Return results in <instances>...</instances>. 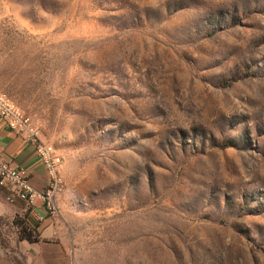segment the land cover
I'll return each instance as SVG.
<instances>
[{"label":"rangeland","instance_id":"374dc122","mask_svg":"<svg viewBox=\"0 0 264 264\" xmlns=\"http://www.w3.org/2000/svg\"><path fill=\"white\" fill-rule=\"evenodd\" d=\"M0 88L59 159L47 264H264V0H0Z\"/></svg>","mask_w":264,"mask_h":264},{"label":"built area","instance_id":"2783aa9c","mask_svg":"<svg viewBox=\"0 0 264 264\" xmlns=\"http://www.w3.org/2000/svg\"><path fill=\"white\" fill-rule=\"evenodd\" d=\"M0 121L9 131L19 135L26 144L33 147L48 176L46 188L37 190L31 185L26 169L12 166L3 159L0 152V192L6 193L5 202L19 200L30 207L40 204L48 218L57 217V198L62 185L59 159L53 148L40 140L37 129L1 88Z\"/></svg>","mask_w":264,"mask_h":264},{"label":"crops","instance_id":"0c3cea01","mask_svg":"<svg viewBox=\"0 0 264 264\" xmlns=\"http://www.w3.org/2000/svg\"><path fill=\"white\" fill-rule=\"evenodd\" d=\"M0 152L3 159L16 168H24L28 172L31 185L42 190L47 186L48 176L37 159L34 149L26 144L23 139L15 133L9 131L0 121ZM6 193L0 192V214L10 213L14 215H23L30 230H36L40 233L39 241L30 245L34 246L33 252L38 258L37 264H47L50 262V256L54 260L59 259L61 249L54 243H44L43 239L47 232L52 229L54 233V222L48 218L40 204L34 207L27 206L24 202L14 200L13 203L5 202ZM48 252L52 255L48 256ZM56 255V256H55Z\"/></svg>","mask_w":264,"mask_h":264},{"label":"trees","instance_id":"16d2710c","mask_svg":"<svg viewBox=\"0 0 264 264\" xmlns=\"http://www.w3.org/2000/svg\"><path fill=\"white\" fill-rule=\"evenodd\" d=\"M21 232L24 234L23 237H20L22 240H25V241H27L29 243H36V242H38L37 237H32L30 230H28V229L25 228V229H22Z\"/></svg>","mask_w":264,"mask_h":264}]
</instances>
